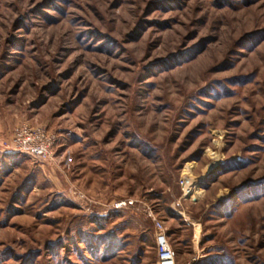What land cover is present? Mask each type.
<instances>
[{
    "label": "rangeland",
    "instance_id": "1",
    "mask_svg": "<svg viewBox=\"0 0 264 264\" xmlns=\"http://www.w3.org/2000/svg\"><path fill=\"white\" fill-rule=\"evenodd\" d=\"M155 219L264 264V0H0V264H156Z\"/></svg>",
    "mask_w": 264,
    "mask_h": 264
},
{
    "label": "built area",
    "instance_id": "2",
    "mask_svg": "<svg viewBox=\"0 0 264 264\" xmlns=\"http://www.w3.org/2000/svg\"><path fill=\"white\" fill-rule=\"evenodd\" d=\"M55 138L42 128H34L31 126H20L15 130L10 148L30 155L41 162H48L54 156ZM181 186L185 193H191L193 185L186 179L181 180ZM132 205L133 202H123L119 207ZM156 224V243H157V263L156 264H180L177 260L175 251L173 250L168 229L162 221L155 219ZM202 257H196L185 264H198Z\"/></svg>",
    "mask_w": 264,
    "mask_h": 264
},
{
    "label": "bare ground",
    "instance_id": "3",
    "mask_svg": "<svg viewBox=\"0 0 264 264\" xmlns=\"http://www.w3.org/2000/svg\"><path fill=\"white\" fill-rule=\"evenodd\" d=\"M212 156H214V158L217 160L218 159V157H216V155L215 154H212ZM190 166H187V168H189ZM191 183V182H190ZM193 185V184H192ZM196 190V189H195ZM196 191H198V190H196ZM196 193V192H195ZM197 195H199L200 194V190L196 193Z\"/></svg>",
    "mask_w": 264,
    "mask_h": 264
},
{
    "label": "crops",
    "instance_id": "4",
    "mask_svg": "<svg viewBox=\"0 0 264 264\" xmlns=\"http://www.w3.org/2000/svg\"><path fill=\"white\" fill-rule=\"evenodd\" d=\"M178 260V259H177ZM188 261H185V263H187ZM184 262L182 264H185Z\"/></svg>",
    "mask_w": 264,
    "mask_h": 264
}]
</instances>
